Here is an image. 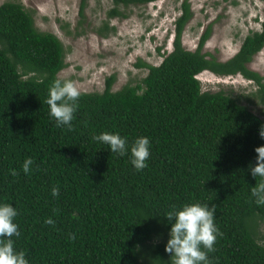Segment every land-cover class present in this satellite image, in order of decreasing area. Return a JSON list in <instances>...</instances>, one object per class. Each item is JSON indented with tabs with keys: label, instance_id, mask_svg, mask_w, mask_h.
<instances>
[{
	"label": "trees",
	"instance_id": "obj_1",
	"mask_svg": "<svg viewBox=\"0 0 264 264\" xmlns=\"http://www.w3.org/2000/svg\"><path fill=\"white\" fill-rule=\"evenodd\" d=\"M111 1L108 16L124 18L129 8L157 0ZM86 5L82 0L81 16ZM192 17L185 0L173 50L159 65L140 61L149 70L140 82L113 90L112 75L103 92H81L69 130L56 126L46 103L67 67L63 42L40 31L21 2L0 5V202L18 208L14 246L29 264H170L164 215L196 202L216 206L221 234L208 253L211 264H264V205L251 195L264 178L249 170L255 148L264 145V110L262 118L251 109L264 107V76L249 67L264 49V21L220 61L203 52L210 27L195 50L183 45ZM204 72L241 75L257 89L249 95L204 89ZM104 132H118L129 146L148 137L147 167L138 171L130 153H112L93 139Z\"/></svg>",
	"mask_w": 264,
	"mask_h": 264
},
{
	"label": "rangeland",
	"instance_id": "obj_2",
	"mask_svg": "<svg viewBox=\"0 0 264 264\" xmlns=\"http://www.w3.org/2000/svg\"><path fill=\"white\" fill-rule=\"evenodd\" d=\"M6 1L21 2L34 14L40 31L52 32L63 42L67 67L59 73L61 80L74 81L81 92H103L112 75L116 76L113 90L135 85L149 71L138 65L140 61L159 65L173 50L174 23L185 0H157L134 6L124 18L108 16L113 7L111 0H87L84 16L80 14L82 0H0V5ZM187 1L193 17L185 28L183 45L195 50L210 27L203 52L220 61L232 58L251 32L261 30L264 21V0ZM105 24L115 31L103 30ZM249 67L264 76V49ZM199 78L204 89L234 91L235 95H249L257 89L253 81L241 75L220 77L204 72ZM251 107L263 118L264 107Z\"/></svg>",
	"mask_w": 264,
	"mask_h": 264
},
{
	"label": "clouds",
	"instance_id": "obj_3",
	"mask_svg": "<svg viewBox=\"0 0 264 264\" xmlns=\"http://www.w3.org/2000/svg\"><path fill=\"white\" fill-rule=\"evenodd\" d=\"M81 94L74 81L53 80L46 103L49 106V115L54 118L57 127L72 129ZM259 135L264 139V124L260 126ZM93 139L108 145L112 153L121 156L130 153L131 163L138 171L147 167L150 156L148 137H137L130 146L127 138L118 132H104ZM255 152L258 155L255 157V164L249 165V170L253 177L264 178V145L256 147ZM32 163L30 157L23 161L22 169L25 174L30 172ZM9 172L12 176L18 175L16 169H10ZM58 193L59 189L53 187L52 194ZM251 195L257 205H264V182L252 187ZM18 215V208L13 203L0 202V264H29L26 253L16 250L14 246L13 237L21 234L16 222ZM164 217L171 225L165 245V251L170 254V264H211L208 253L214 250L217 237L221 234L215 223L216 206L200 202L187 203L180 208L173 206ZM44 222L49 225L54 223L51 218Z\"/></svg>",
	"mask_w": 264,
	"mask_h": 264
}]
</instances>
